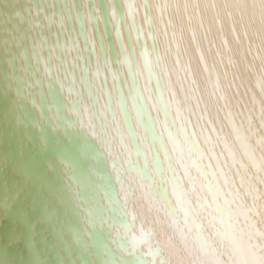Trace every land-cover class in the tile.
Here are the masks:
<instances>
[{
	"label": "bare ground",
	"instance_id": "1",
	"mask_svg": "<svg viewBox=\"0 0 264 264\" xmlns=\"http://www.w3.org/2000/svg\"><path fill=\"white\" fill-rule=\"evenodd\" d=\"M26 1L28 2L26 4L28 24L36 31L40 22L34 16L31 0ZM34 1L35 12L39 15L41 10L37 7L36 0ZM57 2L63 33L62 44L57 33L53 0H51L52 9H50L49 18L44 12V0H41V9L44 12L41 18L43 17V27H45L44 17H46L48 26L50 20L53 23L63 67L61 69L58 62L53 40L51 39L48 43L45 30L43 33L46 37L48 58L45 59L43 55L42 41L39 37H37V48L40 57L38 56L31 36L34 62L38 66L41 95L46 103L44 84L54 87L55 93L50 90L53 102L47 109L52 125L57 123V116L61 117L60 110H64V114L69 112L72 123H68V120L64 119L62 122L64 128L66 129L68 123L70 128L75 126L76 129H81L84 137L94 139L96 147L101 150V155L104 157L108 176L112 178L116 197L114 200L111 199L110 189H104L107 199V204H105L101 190L95 188V191L99 193L101 203L106 205L103 206L102 212L99 211L98 205L94 207L91 201L84 211L79 200L80 214L82 216L85 213L90 214L94 226L97 227L100 223L105 230L104 222L108 223L114 216L113 222L110 224V236L127 238L124 244L117 242L112 250L101 253L103 264H118L112 254L115 249L119 255L129 256L138 253L134 258L135 262L124 261L122 264H155L154 258L149 255L151 248H155L158 254H164L167 251L166 258L174 261L175 264H192L197 259V253L195 249L189 247L177 227L173 226L171 222L168 209L173 207L174 197L170 190L165 191V180L160 176V173L166 166L169 175L179 178L181 183L188 184L187 198L189 201L193 197L196 198V204L193 207L196 210L197 218L203 230L209 233L214 231L208 222L209 209L200 206L207 199L204 183L215 181L219 185L223 182L229 191H238L242 194V199H249L248 192L253 188L257 192L264 191V184L259 178L260 173L254 167L253 159L249 158L245 147V145L250 147L256 162L264 161V121L260 115V109L264 106V91L256 87V81L261 74H264V0H184L186 16L183 0H164V2L163 0H147L150 11V32L145 27L148 22L143 2L127 0L135 29L137 27L136 14L139 18L145 42V49L141 53L146 75L142 70L128 25L125 1L119 0L138 77V85L134 92L138 93L136 103L132 102V94L118 56L107 0H105L106 13L118 67L112 65L96 1L94 0L93 12L90 10L86 12L84 0H79L81 17L79 19L78 15L73 12V9L75 11L74 0H72L73 8L69 0H64L65 3H68L74 30V38L72 36L70 41L67 40L66 22L59 4L60 0ZM86 4L89 8L90 0H86ZM164 7L167 18L164 14ZM3 11L5 15V10ZM112 11L114 13L113 7ZM18 14L23 20L25 16L22 9L12 11L10 18H16ZM3 19H5L4 16ZM93 19L98 26L104 53L103 62L98 52L96 39L93 36L91 40L90 36ZM4 21L6 22V19ZM76 22L81 26V35L89 59L88 65L85 63ZM6 27L8 34H12V38L16 37L20 44L18 21H15L17 33H13V29L8 23ZM118 30L124 53L133 74L134 68L120 23H118ZM49 32L51 34L50 28ZM136 36L138 39L137 30ZM149 37L155 44V59L149 47ZM12 38L9 36L11 49L12 40H14ZM91 44L96 54L95 69L91 62ZM173 45L176 47L175 52ZM62 48L65 51V61L61 58ZM67 50L70 53L73 74H70L68 70ZM72 51L75 52L74 55ZM27 53L32 61L28 46ZM145 54H147L149 63H145ZM23 55L19 49L18 59L21 72L23 70L21 56ZM78 57H81L85 68L86 82L76 74V68L79 70ZM47 60L49 67L46 64ZM34 62H32L33 69ZM41 65H43V69ZM149 66L151 76L149 75ZM107 67H109L112 84L115 79L117 80L119 100L116 98L115 86L113 85V89L110 87ZM6 71L7 77H9L8 68ZM25 71H27V67ZM59 72L61 73L60 78H58ZM69 75L71 77L70 84L67 83ZM101 76L105 79L106 92L109 96L107 104L104 103ZM121 76L124 79L128 97L125 95ZM20 78L21 89L18 88L17 93H19L18 90H21L25 100L28 101L29 84L32 93L34 92L33 104L36 109L38 103L35 83L28 74L24 76L21 73ZM152 78L157 85L156 92L153 90ZM36 81L38 82L37 79ZM12 85L11 89H13ZM60 88L65 99L63 105L58 100ZM161 89H163L162 93ZM73 93L77 99L76 103L70 106ZM90 94H93V100L88 103L87 97L90 98ZM141 95L144 98L142 103L139 99ZM157 95H162L166 103L158 104L156 102ZM128 98L133 110H129ZM122 103L127 109L128 128L135 143L133 150H131L128 139L129 132L124 128L118 109ZM15 104L18 107V98H15ZM143 106L150 115L148 121H143ZM53 107H56L57 115L54 114ZM152 109L155 110V116H151ZM109 112H111V116H109ZM34 121L37 123V117ZM58 127L59 125H57ZM181 129L184 130L183 133H181ZM146 131L149 133L150 142L155 149L154 156L150 151ZM169 132H175V140L183 149L182 154L171 143ZM238 136L240 139L237 138ZM192 137L195 138L198 145L197 149L191 148L189 140ZM161 150H163L164 156L161 154ZM133 154L136 158L135 163L132 161ZM140 157H142L144 165H142ZM126 165L130 166L129 176L124 171L123 180H120L119 175L115 177L113 173L119 168L123 169ZM209 171L213 174L211 179L208 176ZM153 172L156 173L155 177ZM157 178L160 180L161 186H157ZM103 184L107 183L103 182ZM78 198L76 194L75 200ZM114 201H118L119 205L112 209V214L107 213V216L103 218V215L111 209L110 205L113 207ZM119 215L124 216V219L117 218ZM84 220L85 218H83ZM129 220L132 221L129 222ZM256 221L257 226L264 230V218L257 217ZM139 231L143 233L137 235ZM210 239H215V237L212 236ZM116 241L118 240L116 239ZM98 245H102L101 240L98 241ZM221 255L225 259V264H231V258L223 252L222 245ZM150 259H152L151 263Z\"/></svg>",
	"mask_w": 264,
	"mask_h": 264
},
{
	"label": "water",
	"instance_id": "2",
	"mask_svg": "<svg viewBox=\"0 0 264 264\" xmlns=\"http://www.w3.org/2000/svg\"><path fill=\"white\" fill-rule=\"evenodd\" d=\"M95 1L97 3L102 32L110 53L112 65L118 67L119 64L116 61L110 26L108 24L105 0ZM124 1L126 4V17L136 53L142 70L146 75L145 64L141 53V51L145 49V42L139 18L136 14L137 27L135 29L127 0ZM141 1L143 2L145 17L148 22L145 27L150 32V11L147 0ZM69 2L73 8L72 0H69ZM27 3L26 0H15V2H13V0H0V264H103L101 253L112 250L117 242L124 244L127 238L110 236V224L113 222L114 216L110 218L108 223L106 221L104 222V226L106 227L105 230H103L100 223L97 227L94 226L90 214L85 213L83 216L80 214L79 200L84 211L87 204H91V201L93 202V206L95 207V205H98L99 211L102 212L104 210L103 206H106L105 204H107L106 192L104 189H110L111 199L114 200V198H116L113 182L111 180L112 178L108 176L104 157L101 155V150L96 147L94 139L84 137L81 129H76L75 126L70 128L68 125L69 122L72 123L69 112L64 114V110H60L61 117H56L57 123L54 126L51 123L52 120L47 109L53 102L50 90H53L54 92V87H50L46 83L44 84V91L47 99L46 103L41 95L40 73L37 63L34 62L35 58L33 50L35 48L38 53L37 37H39L42 41L43 55L45 59H47L48 49L46 46V37L48 43L52 39L55 44V53L62 69L63 65L59 57V48L53 23L50 20L48 26L46 17H44L45 27H43V17L41 18L44 12L48 18L50 17V9H52V5L51 0H44L45 11L43 12L41 9V0H36L37 7L41 10L40 14L37 15L35 12V1H30L34 16L40 22L39 27L34 31L28 24ZM59 4L66 22L67 40L70 41L72 36L74 38V30L69 15L68 3H65L64 0H60ZM74 4L75 11L73 9V12L78 15L79 19H81L79 0H74ZM93 6L94 0H90L89 8H87L86 0H84V8L86 12L88 10L93 12ZM107 6L109 8V18L111 20V27L117 46L118 56L125 72L129 90L133 96L136 89L135 87L138 85V77L129 36L121 14L119 0H107ZM183 7L186 16L184 0ZM53 8L57 20V33L60 43L62 44L63 33L60 26L59 6L57 0H53ZM19 9L23 10L25 16L24 19L21 20L19 14L16 18L11 19V12L18 11ZM3 10H5V15ZM164 14L166 17L165 7ZM158 15L161 17L159 12ZM3 16L6 19V22L4 21L5 19H3ZM15 21H18L19 23L18 34L20 37V44L16 37L12 38V34H8L6 29L8 23L12 27L13 33H17ZM118 23H120L123 29L126 46L134 68L133 74L130 70L126 54L124 53L121 36L118 30ZM76 29L80 35L85 63L88 65L89 59L81 35V26L78 22H76ZM43 30H45L46 37H44ZM136 30L138 32V39L136 36ZM1 34L3 39L1 38ZM9 36L14 39L12 40V49L9 42ZM31 36L34 48L32 46ZM90 36L91 40L93 36L95 37L98 52L101 61L103 62L104 53L95 19L92 21V32L90 31ZM2 40H4V42H2ZM148 42L151 54L155 59L156 48L151 37H149ZM27 46L32 61H30L29 56L27 55ZM173 48L175 52V45H173ZM19 49L24 54L21 56L23 67L22 72L19 67ZM60 53L61 58L65 61V51L63 48ZM72 53L74 55L75 52L72 51ZM66 54L69 61L68 70L70 74H73V66L68 50ZM90 55L92 66L95 69L96 54L92 44L90 46ZM38 56L40 57L39 53ZM32 62L35 64L34 69L32 68ZM77 62L79 70L76 68V74L86 82L85 68L83 67L81 57H78ZM46 64L49 67L48 60L46 61ZM41 66L43 69V65ZM26 67L27 71H25ZM6 68H8L9 77H7ZM107 72L110 87L113 89V85L115 86L116 98L119 100L120 95L117 87V80L115 79L112 84L109 67H107ZM21 73L24 76L28 74L35 83V92L38 103L36 109L33 104L34 92L32 93V88L29 84L27 89V96L29 97L28 101L25 100L21 90H18L19 93H17V89H21ZM60 74L61 73L59 72L58 78H60ZM100 80L104 91V103L107 104L109 96L106 92L105 79L101 76ZM121 82L124 87L125 95L128 97V91L122 76ZM151 82L153 90L156 92V82L153 78ZM67 83H71L70 75ZM11 85L13 86V89H11ZM58 96V100L63 105L65 99L62 96L61 88L58 91ZM78 96L80 95L78 94ZM15 98H18V107L15 104ZM76 99L77 97H75L73 93L70 106H73V104L76 103ZM90 100H93V94H90V98L87 97L88 103H90ZM128 103L129 110H133L129 98ZM118 109L121 114L124 128L129 132L128 139L131 150H133L135 143L128 128L127 109L124 108L123 103ZM143 110V121H148L150 115L144 106ZM18 111H20V113H18ZM53 112L57 115L56 107H53ZM111 115V112H109V116ZM151 116H155V110L153 109ZM35 117H37V123L34 121ZM64 119L68 120L66 129L62 124ZM57 125H59L58 128ZM152 129L154 131V128ZM146 136L151 154L154 156L155 149L150 142V135L147 131ZM161 154L164 156L163 150H161ZM140 159L142 165H144L142 157H140ZM132 161L133 163L136 161L134 154L132 155ZM129 167V165H126L123 169L119 168L118 171L113 174L115 177L119 175L121 178L120 180H123L124 171H126L125 174L129 176ZM103 182H106L107 184H103ZM158 185L161 186L159 179ZM95 188L101 190V196L103 197L105 204L101 203L99 193L98 191H95ZM76 194L79 197L78 200H75ZM87 196L89 197L88 199ZM118 205L119 202L114 201L113 207L110 205L111 209L103 215V218L107 216V213L112 214V209L116 208ZM83 218H85L84 221ZM117 218L124 219V216L119 215ZM131 221L132 220H129V222ZM142 233V231H139L137 235H141ZM116 239L118 241L115 242ZM99 240L102 242L101 246L98 245ZM112 254L118 264H122L124 261L135 262L136 260L134 258L138 253H136V255L130 254L129 256L124 254L119 255L115 249L112 251ZM151 261L152 259H150V263Z\"/></svg>",
	"mask_w": 264,
	"mask_h": 264
},
{
	"label": "snow or ice",
	"instance_id": "3",
	"mask_svg": "<svg viewBox=\"0 0 264 264\" xmlns=\"http://www.w3.org/2000/svg\"><path fill=\"white\" fill-rule=\"evenodd\" d=\"M145 63H149L147 54H145ZM149 75L151 76L150 66ZM256 87L264 91V74H261L256 81ZM162 92L163 89H161ZM137 95L138 93L133 94V103L137 102ZM139 99L142 103L144 98L141 95ZM156 102L162 105L166 103V100L162 95H157ZM260 115L264 121V106L260 109ZM183 131L181 129V133ZM168 135L173 146L182 154L183 149L175 140V132H169ZM237 138L240 139L239 136ZM189 143L192 149L198 148L194 137L190 138ZM245 147L249 158L253 159L254 167L260 173L261 183L264 184V161L256 162L250 147L247 145ZM212 175L209 171V179ZM153 176H156L155 172ZM160 176L165 180V191L170 190L174 197L173 207L168 209L171 222L177 227L189 247L195 249L197 253V259L192 264H225V259L221 255V245L223 252L231 258V264H264V230L257 226L256 221L257 217L264 218V191L257 192L253 188L248 192L250 198L242 199V194L238 191H229L223 182L219 185L215 181L204 183L207 199L200 206L209 209L208 222L214 229L209 233L203 230L197 218L193 207L196 204V198L193 197L191 201L187 198L188 184L181 183L179 178L169 175L166 166ZM245 221L247 223H244ZM212 236L215 239H210ZM149 255L154 258L155 264H175L174 261L166 258L167 251L164 254H158L155 248H151Z\"/></svg>",
	"mask_w": 264,
	"mask_h": 264
}]
</instances>
